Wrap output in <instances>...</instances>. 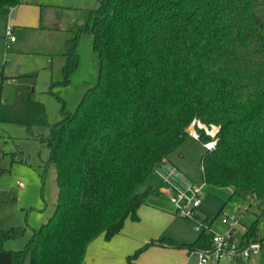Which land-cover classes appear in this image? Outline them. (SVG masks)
Instances as JSON below:
<instances>
[{
    "label": "trees",
    "instance_id": "obj_1",
    "mask_svg": "<svg viewBox=\"0 0 264 264\" xmlns=\"http://www.w3.org/2000/svg\"><path fill=\"white\" fill-rule=\"evenodd\" d=\"M22 0H0V10ZM80 31L92 35L98 79L74 111L61 110L50 124L35 98L36 73L15 76L13 103H0V122L41 136L56 171L54 211L23 249L5 247L21 226L3 228L0 264H82L88 246L138 220L148 180L158 164L189 135L194 119L218 125L216 142L201 157L203 182L242 193L248 210L264 219V0H99L88 21L66 41V77L78 65ZM201 144L210 140L199 129ZM5 168L0 165V172ZM15 199L0 193V201ZM210 226L212 219L201 218ZM201 231L190 243L168 238L150 245L186 248L211 245ZM242 240L262 241L256 222Z\"/></svg>",
    "mask_w": 264,
    "mask_h": 264
},
{
    "label": "rangeland",
    "instance_id": "obj_2",
    "mask_svg": "<svg viewBox=\"0 0 264 264\" xmlns=\"http://www.w3.org/2000/svg\"><path fill=\"white\" fill-rule=\"evenodd\" d=\"M39 2L42 4L40 27L34 31L16 27L15 41L10 43L8 49L6 41H0V102L13 103L16 85L13 76L36 73L33 85L35 98L43 102L48 122L53 124L62 118V109L74 111L87 89L98 79L99 58L92 47V35L86 31L79 32L75 48L78 65L68 74L67 81L63 68L68 60L64 55L66 41L78 28L87 24L88 11L96 8L99 0ZM217 128L219 129L218 125ZM48 132L45 126H35L29 132L22 125L0 122V165L5 168L0 172V193L8 192L15 197L5 202L0 201L1 226L24 228L20 236L5 242L7 249H23L32 230L45 223L54 211L58 193L56 171L53 164L48 162L49 148L41 141V136H47ZM204 152V146L188 135L165 162L157 165L156 175H152L150 179L155 192L147 194L144 203L154 206L157 204L163 213V218L158 221L159 229L140 221L127 233V225L124 224L122 230L108 240L105 249L98 252L97 264H130L127 257L134 255L151 239L164 237L175 245L190 243L196 239L200 233L196 229V217L181 216L177 212L175 198L191 185L203 183L201 157ZM162 167L165 168L164 171H160ZM158 179L162 188H159V184L156 187L154 185V181ZM20 181L22 186L18 185ZM244 197L242 193L232 194L229 187L205 183L196 215L212 219V232L225 235L229 227L222 223V218L226 214L233 215L246 206L247 199ZM150 220L151 223L154 218ZM255 222L259 237H263L264 219L257 218L250 209L240 217L243 229L237 227L236 239L241 240L246 228ZM151 232L159 235L147 240L141 239ZM29 261L30 256L26 255L22 264H29ZM132 261L134 264H197V256L183 247L150 245ZM252 262L264 264V251L248 261L230 264Z\"/></svg>",
    "mask_w": 264,
    "mask_h": 264
},
{
    "label": "built area",
    "instance_id": "obj_3",
    "mask_svg": "<svg viewBox=\"0 0 264 264\" xmlns=\"http://www.w3.org/2000/svg\"><path fill=\"white\" fill-rule=\"evenodd\" d=\"M6 35L10 40H14L12 29L10 26L7 27ZM210 126V128L208 127ZM189 135L196 140L200 139L199 129L205 130L204 134L211 136L210 140L203 142L205 149H212L216 142V134L218 128L216 125L210 124L205 125L201 121L194 119L191 121L188 127ZM210 129V131H208ZM202 168V167H201ZM19 186L23 183L20 181ZM205 182L201 185H191L188 189L179 193L175 198L177 203V212L184 217H196L197 224L196 229L198 231H205L206 233H212L211 245L208 248L197 249L193 251L197 256V264H220V263H236L239 261H248L255 258L261 251H264V240L262 241H251L245 242L242 239H236L237 227L241 230L243 227L240 224V217L245 211H248L247 206L240 208L233 215H225L222 218V223L229 227L228 232L225 235H219L212 232L211 228L202 219H198L196 210L201 203V195L203 193V187Z\"/></svg>",
    "mask_w": 264,
    "mask_h": 264
},
{
    "label": "crops",
    "instance_id": "obj_4",
    "mask_svg": "<svg viewBox=\"0 0 264 264\" xmlns=\"http://www.w3.org/2000/svg\"><path fill=\"white\" fill-rule=\"evenodd\" d=\"M39 1H42V0H22L21 3L13 7L0 10V41H3V40L6 41L7 49L9 48L10 43L15 41V37H14V40H10V38L6 35V30L8 26L11 27L13 36H14V29L16 27L23 28L26 31H34L40 27L42 4H40ZM14 77L15 76H13V79L16 84V80ZM165 160L166 159H164L162 162H165ZM157 167L155 171L152 173V175H156ZM164 169L165 168L162 167V170L160 171H164ZM152 175L149 177L148 182L153 187V185L150 182ZM159 179L158 181H154L155 187H156V184L161 185ZM159 188H162V185L159 186ZM152 193H150L149 195H151ZM161 214L163 213L157 207V204L156 206H154V204L152 205V204L143 203L138 209V220L137 221L131 220V219L126 220L125 224L127 225V233H128V230L132 229L133 226L139 223L140 221L147 223L146 225L148 226H152L156 229H159L158 221H160L159 220L160 218H163L161 217ZM151 218H154V221L150 223ZM158 235H155V232H151L149 234H145L141 239L147 240L149 239V237H157ZM107 242L108 241H105L102 237H99L95 241H93L87 248L85 258L82 264H97L99 260L97 254L99 251H102L103 249H105L104 246L107 244ZM225 264H230V263H225ZM251 264H257V263L252 262Z\"/></svg>",
    "mask_w": 264,
    "mask_h": 264
},
{
    "label": "water",
    "instance_id": "obj_5",
    "mask_svg": "<svg viewBox=\"0 0 264 264\" xmlns=\"http://www.w3.org/2000/svg\"><path fill=\"white\" fill-rule=\"evenodd\" d=\"M32 90H33V88H32Z\"/></svg>",
    "mask_w": 264,
    "mask_h": 264
}]
</instances>
